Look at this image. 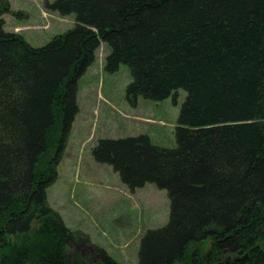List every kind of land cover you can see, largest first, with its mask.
<instances>
[{
    "label": "trees",
    "instance_id": "16d2710c",
    "mask_svg": "<svg viewBox=\"0 0 264 264\" xmlns=\"http://www.w3.org/2000/svg\"><path fill=\"white\" fill-rule=\"evenodd\" d=\"M44 7L75 25L36 49L4 31L10 5L0 0V264H81L46 190L78 113L77 81L102 44L107 73L130 70L132 105L186 92L176 148L139 135L92 149L131 193L147 184L167 193L168 223L146 232L138 264H264V0Z\"/></svg>",
    "mask_w": 264,
    "mask_h": 264
},
{
    "label": "rangeland",
    "instance_id": "374dc122",
    "mask_svg": "<svg viewBox=\"0 0 264 264\" xmlns=\"http://www.w3.org/2000/svg\"><path fill=\"white\" fill-rule=\"evenodd\" d=\"M5 1L10 13L2 16L7 21L4 30L25 27L20 35L32 48L45 47L75 25L73 15L60 16L45 9V3L55 0ZM108 53L102 44L93 64L77 81L78 113L46 197L48 206L75 235L67 248L80 256L81 264H98L104 256L116 264H138L146 232L168 223L169 198L152 184L131 193L110 166L94 161L92 149L101 139L139 135L147 136L155 146L176 148L175 131L186 92L178 90L175 99L162 101L138 97L132 105L126 97L130 70L120 65L115 73H107L104 59ZM95 248L105 254L101 256ZM202 251H209L207 244Z\"/></svg>",
    "mask_w": 264,
    "mask_h": 264
},
{
    "label": "crops",
    "instance_id": "0c3cea01",
    "mask_svg": "<svg viewBox=\"0 0 264 264\" xmlns=\"http://www.w3.org/2000/svg\"><path fill=\"white\" fill-rule=\"evenodd\" d=\"M4 20V26H5V22H7L5 19H3ZM29 27V26H28ZM25 27H20V26H16V27H14V29H13V31H6V30H4L5 32H7V33H17V34H19L20 35V33L22 32V30L24 29Z\"/></svg>",
    "mask_w": 264,
    "mask_h": 264
}]
</instances>
